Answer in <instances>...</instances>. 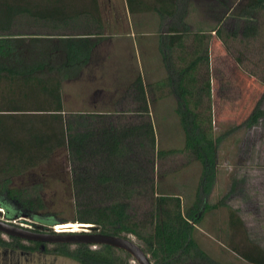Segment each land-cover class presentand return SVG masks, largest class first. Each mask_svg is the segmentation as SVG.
Returning <instances> with one entry per match:
<instances>
[{"label":"trees","instance_id":"1","mask_svg":"<svg viewBox=\"0 0 264 264\" xmlns=\"http://www.w3.org/2000/svg\"><path fill=\"white\" fill-rule=\"evenodd\" d=\"M81 1L0 0V207L5 210L4 217L13 220L26 215L49 227L51 233H55V226L69 224L44 212L39 186L31 190L12 187L15 177L66 148L74 164L76 222L94 225L102 234L136 236L144 242L143 250L153 264H216L198 246L193 234L209 210L207 200L216 182L222 139L207 138V129L192 105L194 93L188 84L184 85L185 80L190 81L186 76L195 65L179 71L174 63V46L183 33L189 32L188 26L173 27L172 35L161 39L159 50L167 72L162 84L176 99L175 112L185 136L184 150L202 165V180L196 201L188 209H183L179 196L159 195L149 219L138 221L130 212V201L154 192V184L142 165L144 153L140 152L146 142L153 150L156 148L152 123L117 129L107 126L104 115L65 111L63 85L80 79L91 63L95 42L83 37L97 31L87 27L83 30L86 34L76 36L75 28L82 21L87 25L95 23L102 31L98 0H92L90 7L81 6ZM160 1L155 10L163 21L187 15L189 0ZM171 3L179 6V11L184 4L185 11L179 13ZM261 10L264 0H248L241 8L238 18L246 22L244 37L256 35L254 19ZM140 94L145 102V93ZM261 103L244 122L246 128L258 125L264 118ZM174 153L177 151H161L158 155ZM90 162L94 163L93 169L86 166ZM230 212L231 226L237 228L242 221L235 210ZM0 247L41 251L79 264H132L127 259L129 254L111 246L92 249L88 245L57 244L48 248L44 243L24 244L14 237L4 240L0 234ZM236 250L251 264H264L263 250Z\"/></svg>","mask_w":264,"mask_h":264},{"label":"rangeland","instance_id":"2","mask_svg":"<svg viewBox=\"0 0 264 264\" xmlns=\"http://www.w3.org/2000/svg\"><path fill=\"white\" fill-rule=\"evenodd\" d=\"M247 3L248 0H217V4L210 8L208 1L193 0L185 16L189 32L175 53L179 60L187 54L190 63L195 65L198 84L196 87L188 84V88L194 93L192 105L207 129V138L222 139L218 148L216 182L207 200L209 210L195 226L193 234L198 246L216 264H251L236 248L264 251V118L252 128L244 126L259 101L264 111V10L259 11L254 19L256 35L246 38L242 34L246 22L239 19L238 14ZM197 26H201V30ZM165 79L166 76L159 82L154 81L153 96L150 94L152 121L145 114L139 115L136 107L125 109L124 115L114 117L111 114L103 119L107 126L117 129L148 121L154 127L155 150L146 142L144 151H140L144 153L141 155L142 165L154 184V192L130 201V212L138 221L149 219L154 199L159 195L179 196L183 209H188L196 201L202 180V165L184 150L185 136L175 112L176 99L167 86L162 88ZM77 86L79 94L81 84ZM68 90L72 91V87L65 83L62 92L65 103ZM65 111L71 113L67 107ZM172 150L177 153L158 155L161 151ZM87 164V167L94 168L93 162ZM73 168L69 152L63 148L47 162L15 177L12 187L31 190L33 186H39L46 214L61 220L60 223H78L75 221ZM0 209L4 211L0 219L12 221L6 219L5 210ZM230 210H235L242 221L237 228L231 226ZM1 237L10 240L3 234ZM128 237L145 247L136 236ZM46 245L48 248L55 246ZM127 259L136 264L132 256ZM0 264L79 263L41 251L33 253L0 247Z\"/></svg>","mask_w":264,"mask_h":264},{"label":"crops","instance_id":"3","mask_svg":"<svg viewBox=\"0 0 264 264\" xmlns=\"http://www.w3.org/2000/svg\"><path fill=\"white\" fill-rule=\"evenodd\" d=\"M192 1H188L187 9ZM205 1H208L210 8L217 4V0ZM91 3L92 0H82L81 6L87 4L90 7ZM98 3L103 19L102 31H98L97 24L87 25L82 21L75 28L78 34L76 36L86 34L83 30L87 27L97 28L96 32L93 31L91 35L83 37L94 41L95 46L91 63L83 71L80 79L66 83L69 87L71 85L72 91L68 90L66 94L67 104L63 98L64 107L71 113L104 116L114 114V117L126 114L123 111L128 107H136V110L140 111L139 115L145 114V117H151L152 121L153 100L150 94L153 96L154 81L159 82L161 78L167 76L164 64L160 61L161 39L172 35L171 28H185L189 24L185 18L179 17L176 20L168 19L170 22L163 21L155 10L159 0H98ZM170 5L173 9L177 7L179 13L184 12L186 8L183 4L179 11V6L175 3ZM201 28L197 26V29ZM185 34L183 33L181 40L175 44L173 52L174 63L179 71L185 70L191 64L187 54L180 60L175 54L177 48L184 42ZM157 57L160 58L157 60ZM187 78L190 81L185 80L184 85L196 87L198 81L195 69L189 71ZM78 83L81 84L79 94ZM142 92L145 93V102L143 95L140 94ZM146 108L148 111L144 112Z\"/></svg>","mask_w":264,"mask_h":264},{"label":"water","instance_id":"4","mask_svg":"<svg viewBox=\"0 0 264 264\" xmlns=\"http://www.w3.org/2000/svg\"><path fill=\"white\" fill-rule=\"evenodd\" d=\"M3 210L0 209V215ZM66 224V223H65ZM81 224V223H80ZM50 232L49 227L39 225L36 221L29 219L26 215L16 216L12 221L0 219V233L18 238L26 242H37L50 245L69 244L71 246L88 245L90 247L111 246L122 250L132 256L136 264H153L150 256L130 237H119L102 234L94 225L87 224L79 231L54 230Z\"/></svg>","mask_w":264,"mask_h":264},{"label":"bare ground","instance_id":"5","mask_svg":"<svg viewBox=\"0 0 264 264\" xmlns=\"http://www.w3.org/2000/svg\"><path fill=\"white\" fill-rule=\"evenodd\" d=\"M86 226H87V224H85ZM84 224H80V223H78V224H71V223H69V224H66V225H57V231H62V230H73V231H79L80 230V228L81 227H83V226H85Z\"/></svg>","mask_w":264,"mask_h":264},{"label":"built area","instance_id":"6","mask_svg":"<svg viewBox=\"0 0 264 264\" xmlns=\"http://www.w3.org/2000/svg\"><path fill=\"white\" fill-rule=\"evenodd\" d=\"M4 212V211H3Z\"/></svg>","mask_w":264,"mask_h":264}]
</instances>
